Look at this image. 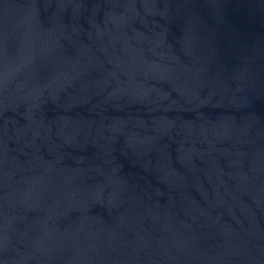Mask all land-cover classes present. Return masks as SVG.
Segmentation results:
<instances>
[{"label":"water","instance_id":"water-1","mask_svg":"<svg viewBox=\"0 0 264 264\" xmlns=\"http://www.w3.org/2000/svg\"><path fill=\"white\" fill-rule=\"evenodd\" d=\"M0 264H264V0H0Z\"/></svg>","mask_w":264,"mask_h":264}]
</instances>
